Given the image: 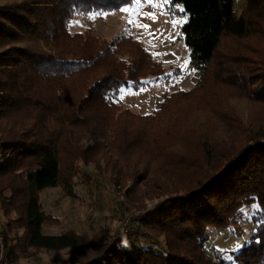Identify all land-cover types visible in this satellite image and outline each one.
<instances>
[{"label":"trees","instance_id":"1","mask_svg":"<svg viewBox=\"0 0 264 264\" xmlns=\"http://www.w3.org/2000/svg\"><path fill=\"white\" fill-rule=\"evenodd\" d=\"M127 1L0 0V213L9 262L46 250L66 251L60 264H264V115L245 125L218 103L226 86L248 95L252 86L264 100V59L255 77L238 62L234 69L221 63L218 82L208 77L223 34H262L253 12L264 0H246L239 15L235 0H174L189 15L182 33L200 78L190 89L166 94L147 114L123 109L114 98L130 80L140 83L146 63L162 64L133 37L108 44L90 35L92 47L103 46L92 53L86 36L69 29L77 10L95 4L113 9ZM129 44L138 50L123 58L120 51ZM104 59L113 69L90 83L91 66ZM193 107L210 108L197 118ZM83 137L95 139V147L83 148ZM102 160L120 186L130 175L136 188L146 183L161 190L183 187L185 193L142 215L133 240L139 245L129 246L131 237L119 239L108 226L91 235L75 229L44 233L45 225L60 220L43 209L42 191L60 186L72 194L76 178L88 180L85 170H101ZM255 202L260 209L254 220L260 222L253 221L249 241L229 254H208L210 227L229 226ZM143 228L150 233L143 240L162 241L165 253L143 246Z\"/></svg>","mask_w":264,"mask_h":264},{"label":"rangeland","instance_id":"2","mask_svg":"<svg viewBox=\"0 0 264 264\" xmlns=\"http://www.w3.org/2000/svg\"><path fill=\"white\" fill-rule=\"evenodd\" d=\"M245 3L246 0H235L238 15L245 13ZM94 6L85 8V10H77L69 24L71 33L78 34L81 38L86 36V39H82L84 43L91 46L92 53L101 50L103 46L98 44V46L92 47L93 41L90 39V35L104 38L103 42L106 41V43L119 36H123L121 37L123 40L133 37L144 50L158 61L159 65L162 64V68H156L157 63L153 62L156 64L155 66L153 63H146L139 72L140 83H132L130 80L128 85L119 88L114 100L123 109H130L138 114L153 112L159 108L166 94L190 89L198 82L200 70L192 63L191 52L182 33V26L189 15L181 3L174 2V0H132L113 9H102L96 4ZM253 13L259 14L255 15L253 21L260 20L257 23L260 25L262 23V34L251 33L244 38L228 33L223 34L216 55L208 65L210 71L208 77H212L214 83L218 82V73L223 71L221 63L230 69L238 67V64L233 62L240 63L241 68L247 66L253 71V75L248 74L252 77H255L259 72V64L261 59H264V47L259 48L258 43L255 42L257 40L260 44H264V17L260 16V14H264V4L259 11ZM81 38L80 40L83 41ZM123 49L120 51L123 58H129L130 53L138 50L132 44ZM229 58L232 62L227 63ZM109 63L104 59L102 65L99 64V61H97L96 67L92 65L89 82L92 83L106 72L110 73L113 68L108 65ZM115 74L118 76L117 73ZM139 78H135V80ZM253 89L252 86H249L248 95L244 91L236 90L233 86L224 87L222 93L218 95V103H221L220 110L234 112L236 117L242 118L245 125H249L255 118L262 117L264 115V100L259 98L260 95ZM202 101H206V99L203 98ZM209 108L207 107L205 112H201L193 107L192 110L196 111V114L188 113L192 117H204L209 112ZM193 125L195 124L193 123ZM193 125L189 124L187 127L196 132L197 129ZM205 130H202L203 135ZM108 143H111L110 139L107 145ZM80 145L83 148L95 147V139L83 137L80 139ZM100 165L102 166L101 170H97L96 167L85 170L91 174L88 180L86 179L88 176H85L84 179L83 174L76 178L72 194L66 193L60 186L46 188L42 191L43 209L60 220L58 224L45 225L44 233L57 235L66 230L75 229L78 232H88L91 235L101 226H108L117 234L125 217L131 214L136 215L140 221L143 214L155 209L166 199L185 193L183 187L173 188L170 186L161 190L151 185L148 186L146 183L136 188L134 187L135 179L130 175L124 179L126 183L120 186L115 181L113 171L107 169L106 162L102 160ZM135 172L136 174L140 173V171ZM128 190L131 191L129 196H127ZM134 198L137 201H134ZM259 209L260 205L257 202L245 205L240 214L232 219L229 226L217 229L210 227L208 254L217 257L220 251L229 254L244 246L256 227L253 221L260 222V220H254ZM3 223L5 224V219L0 213V224L4 229ZM143 231H145L144 236L139 237L143 246L165 253L164 243L161 241L162 243L151 245L143 240L145 239L143 237L149 238L150 233L144 228ZM137 233L135 236H131V240L126 241L129 246L139 245L138 242L133 241L137 239ZM66 257H68L66 251L44 250L30 257L22 256L15 264H60V259Z\"/></svg>","mask_w":264,"mask_h":264},{"label":"built area","instance_id":"3","mask_svg":"<svg viewBox=\"0 0 264 264\" xmlns=\"http://www.w3.org/2000/svg\"><path fill=\"white\" fill-rule=\"evenodd\" d=\"M138 226H139L138 217H136V215L131 214L125 217V219L123 220L120 226L118 233L115 235L119 239L135 236V233L138 232ZM0 264H12L9 262L6 236L1 224H0Z\"/></svg>","mask_w":264,"mask_h":264},{"label":"snow or ice","instance_id":"4","mask_svg":"<svg viewBox=\"0 0 264 264\" xmlns=\"http://www.w3.org/2000/svg\"><path fill=\"white\" fill-rule=\"evenodd\" d=\"M181 11H183V9H181ZM145 27H147V25H145ZM187 63V62H186ZM122 98V97H121Z\"/></svg>","mask_w":264,"mask_h":264}]
</instances>
